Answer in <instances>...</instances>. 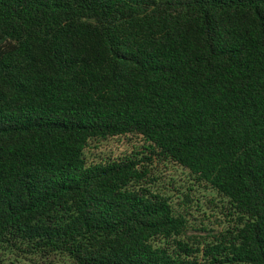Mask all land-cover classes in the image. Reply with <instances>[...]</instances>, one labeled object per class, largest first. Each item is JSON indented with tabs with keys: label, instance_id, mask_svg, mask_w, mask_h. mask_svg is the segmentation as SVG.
Returning <instances> with one entry per match:
<instances>
[{
	"label": "trees",
	"instance_id": "obj_1",
	"mask_svg": "<svg viewBox=\"0 0 264 264\" xmlns=\"http://www.w3.org/2000/svg\"><path fill=\"white\" fill-rule=\"evenodd\" d=\"M119 137L141 152L88 162ZM155 162L220 200L213 242L182 239ZM0 248L30 264H264V0H0Z\"/></svg>",
	"mask_w": 264,
	"mask_h": 264
},
{
	"label": "rangeland",
	"instance_id": "obj_2",
	"mask_svg": "<svg viewBox=\"0 0 264 264\" xmlns=\"http://www.w3.org/2000/svg\"><path fill=\"white\" fill-rule=\"evenodd\" d=\"M142 144L139 138H112L93 143L85 151V157L89 163L120 159L135 154L136 151L141 152L139 147ZM152 172L156 180L153 192L170 198L174 209L186 221L182 236L184 241L213 242L218 233L229 227L230 218L222 213V204L217 196L205 185L195 182L186 170L170 163L155 162ZM182 194L191 201L185 200ZM23 256L21 252L0 248V264H30L31 261L23 259Z\"/></svg>",
	"mask_w": 264,
	"mask_h": 264
}]
</instances>
